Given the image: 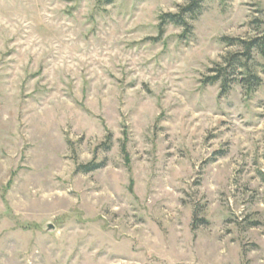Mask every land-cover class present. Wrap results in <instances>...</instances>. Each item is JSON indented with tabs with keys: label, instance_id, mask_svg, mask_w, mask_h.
Segmentation results:
<instances>
[{
	"label": "rangeland",
	"instance_id": "1",
	"mask_svg": "<svg viewBox=\"0 0 264 264\" xmlns=\"http://www.w3.org/2000/svg\"><path fill=\"white\" fill-rule=\"evenodd\" d=\"M188 4L0 0V264H264V0Z\"/></svg>",
	"mask_w": 264,
	"mask_h": 264
},
{
	"label": "trees",
	"instance_id": "2",
	"mask_svg": "<svg viewBox=\"0 0 264 264\" xmlns=\"http://www.w3.org/2000/svg\"><path fill=\"white\" fill-rule=\"evenodd\" d=\"M101 3L104 4H111L113 0H99ZM203 2L204 0H189V4L185 6L182 9V13L180 14H167L163 15L162 19L164 22L165 19H169L171 23H173L176 26H180L185 29L186 32H190L192 29V26L189 23V20H195L202 12L203 10ZM166 23V22H164ZM162 24L161 28L162 29ZM228 40L230 44L234 43V39H228L225 38V41ZM258 49L261 54L264 57V34L262 37H259L256 40L251 41L249 44H247V49ZM226 66L222 68L216 69L217 75L211 78H208V82L215 83L217 81H220V87L222 89V94H225L228 92L229 88L231 87V78L229 77V73L231 70L235 71L238 67L246 68V63L243 62L241 56L234 55L231 58L226 60ZM248 76L246 78V82L248 83L249 88H253L256 85H260V79L257 78L256 75L252 73L250 68L248 67ZM99 165H94V163L91 162V164H88L87 166H83L84 172H91L97 169Z\"/></svg>",
	"mask_w": 264,
	"mask_h": 264
},
{
	"label": "water",
	"instance_id": "3",
	"mask_svg": "<svg viewBox=\"0 0 264 264\" xmlns=\"http://www.w3.org/2000/svg\"><path fill=\"white\" fill-rule=\"evenodd\" d=\"M45 228H46L47 231H53V230H55V226L52 223H48L45 226Z\"/></svg>",
	"mask_w": 264,
	"mask_h": 264
}]
</instances>
